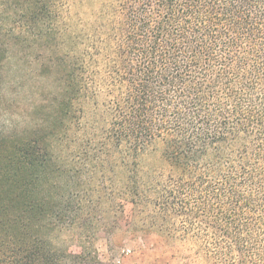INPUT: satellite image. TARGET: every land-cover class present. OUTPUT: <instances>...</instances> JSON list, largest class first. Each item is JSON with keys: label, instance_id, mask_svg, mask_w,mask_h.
Listing matches in <instances>:
<instances>
[{"label": "trees", "instance_id": "trees-1", "mask_svg": "<svg viewBox=\"0 0 264 264\" xmlns=\"http://www.w3.org/2000/svg\"><path fill=\"white\" fill-rule=\"evenodd\" d=\"M23 11L14 28L32 34L14 44L50 45L58 93L25 138L0 140V264H105L102 202L130 206L172 261L264 264V0Z\"/></svg>", "mask_w": 264, "mask_h": 264}, {"label": "rangeland", "instance_id": "rangeland-1", "mask_svg": "<svg viewBox=\"0 0 264 264\" xmlns=\"http://www.w3.org/2000/svg\"><path fill=\"white\" fill-rule=\"evenodd\" d=\"M27 1L0 0V140L25 138L40 114L42 116L47 112L43 110V113H39L37 110L46 106L50 101L48 98L58 93L51 76L43 71L48 62L46 48L50 45L30 41V45L37 48L30 51L14 44V38L24 40L32 34L23 22L21 25L25 29L14 28L23 20L22 12ZM28 42L25 44L28 45ZM52 68L55 73V67ZM101 204L96 209L98 217L91 227L93 249L100 262L185 264L171 260L176 250L170 244L163 243L157 234L139 231V225L131 220L130 206L121 210L117 207L111 209L104 202ZM77 249L73 248L74 251Z\"/></svg>", "mask_w": 264, "mask_h": 264}]
</instances>
